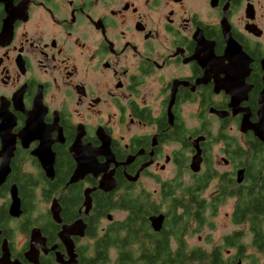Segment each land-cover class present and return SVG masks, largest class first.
I'll return each mask as SVG.
<instances>
[{
	"label": "flooded vegetation",
	"instance_id": "flooded-vegetation-1",
	"mask_svg": "<svg viewBox=\"0 0 264 264\" xmlns=\"http://www.w3.org/2000/svg\"><path fill=\"white\" fill-rule=\"evenodd\" d=\"M255 124L264 136V0H0V132L14 141L0 183V264H79L83 240L93 241L85 217L94 193L111 194V223L122 219L111 211L126 213L115 204L125 188L159 204L163 186L192 187L201 173L208 181L200 196L209 190L211 206L189 229L230 200V232L203 249L219 250L227 264H264V139ZM102 139L114 161L126 163L71 181L74 153L105 162ZM197 147L200 168L192 172ZM39 148L46 161L53 154L52 179L33 154ZM112 168L110 190L98 188ZM144 180L157 188H138ZM12 185L17 217L9 215ZM72 185L80 189L77 207L62 199ZM93 187L84 213V190ZM251 187L263 205L254 209L258 218L236 208ZM167 205L157 212L165 222ZM106 226L98 222L96 232ZM33 228L41 238L31 246Z\"/></svg>",
	"mask_w": 264,
	"mask_h": 264
},
{
	"label": "trees",
	"instance_id": "trees-1",
	"mask_svg": "<svg viewBox=\"0 0 264 264\" xmlns=\"http://www.w3.org/2000/svg\"><path fill=\"white\" fill-rule=\"evenodd\" d=\"M15 169L16 167L13 172ZM11 177H14V174H11ZM207 177L205 173L196 175L195 185L192 187L188 184L182 185V182H169L162 187L159 204L150 200L149 192H134L125 188L115 201L118 209L126 212L125 216L121 220L112 221L99 233L96 232L95 225L112 202L111 194L94 193V212L85 217L86 235L93 238V241L89 247H84L79 264H107L111 250L115 252L112 264H227L221 259L219 250L208 252L201 247L191 248L184 240V235L189 232L190 219L204 220L201 212L211 206V203L207 204L206 199L200 196L208 181ZM222 184L220 187L224 188ZM27 187L22 186V195L27 193ZM251 189L252 187L242 203L237 202L236 208L238 207L237 211L241 214L251 211L252 218H258L261 213L254 212V209L259 204L263 205L260 198H255V191ZM79 190V186L77 188L72 185L69 193L63 194L62 199L65 200L66 206H78L81 199ZM213 200L214 203L217 202V198ZM26 202H29V199H26ZM163 203H168L164 210L167 219L161 229L155 232L151 229L149 217L161 211L160 205ZM67 214L66 212L65 215Z\"/></svg>",
	"mask_w": 264,
	"mask_h": 264
},
{
	"label": "water",
	"instance_id": "water-1",
	"mask_svg": "<svg viewBox=\"0 0 264 264\" xmlns=\"http://www.w3.org/2000/svg\"><path fill=\"white\" fill-rule=\"evenodd\" d=\"M221 113V112H220ZM252 129L255 131V133L262 139H264V136L259 134L257 132L258 130V124H255ZM21 140L24 141V136L21 135ZM0 139H1V148H0V183L4 181V179L6 178L10 168H9V162H10V158L12 156V152L14 149V141L13 138H9L6 136H3L0 132ZM198 139H200V137L196 138L195 141H198ZM102 145L100 146V151L99 154L102 155L105 158V162L104 163H98L95 160V163L92 162L89 157L88 158H83L82 155L80 154H73V157L76 161V167L73 171L72 177H71V181H77L80 180L84 177L85 174L87 173H91L93 174L94 177L98 176L99 173H106L109 165L111 163H114V166H118L119 164H124L126 162L123 163H118L114 161L113 158V154L108 150L106 142H104V140L102 139ZM33 154L38 158V160L40 161L42 168L46 174V176L48 178H53L54 175V171L52 168L53 165V161H52V157L53 154H51V158L50 161H46L45 158H47L48 154L46 151H42L40 148L38 150H36L35 152H33ZM200 162H201V156H200V149L197 147L196 148V152L194 155H192L191 157V161L189 164L190 170L192 172H197L199 171L200 168ZM114 168L111 169V172L109 173V176L106 178L101 179L98 182V188L103 189V190H110V188L112 187V173H113ZM240 174L237 175V181L240 180ZM111 178V179H110ZM110 179V180H109ZM97 187H93L91 189H86L84 190V199H83V207H84V213H86L88 211V209L90 208V204H91V199H90V192L94 189H96ZM9 195H10V205H9V215L11 217H17L19 216V214L21 213L20 210V200L19 197L17 195L16 192V187L15 185H12L9 189ZM54 220H56L57 222H60L59 219L55 218V216L53 217ZM107 218H110V215L107 216ZM162 220H164V215L162 213H158L157 215H153V217H151L150 222H151V226L153 228V230L158 231L161 228L162 225ZM76 226H78V228L83 231L84 229V223L82 221V219H78L75 221L74 223ZM71 226H67V228H65L66 230L70 229ZM40 235H39V231L36 228H33L30 232V245L32 246L35 243V240H40ZM68 246V254L69 252H72L73 254V244L72 242H66ZM6 260H9V254L7 253L6 250V255L3 256L1 258L2 262H6ZM67 263H72L75 264L74 260H71V258L67 261ZM66 264V263H65ZM238 264V263H237Z\"/></svg>",
	"mask_w": 264,
	"mask_h": 264
},
{
	"label": "rangeland",
	"instance_id": "rangeland-1",
	"mask_svg": "<svg viewBox=\"0 0 264 264\" xmlns=\"http://www.w3.org/2000/svg\"><path fill=\"white\" fill-rule=\"evenodd\" d=\"M214 123V128L212 130H215L217 127V122ZM216 145H213L211 156L213 155L214 160L219 159L220 154L216 148ZM220 169V168H219ZM222 169H224L222 167ZM188 176V173L185 174L183 178H186ZM138 188H145L146 190L152 192L155 188H157V185L152 183L151 181L144 180L143 183L137 184ZM209 190H205L203 192L204 197L208 198L209 196ZM155 195V194H154ZM37 200H39V197H37ZM231 201H227L224 205L218 206L217 214L214 217H211L212 214L207 213L205 214V218L207 221V224L204 223L202 226L201 224H197L198 229L190 228L189 232L184 235V240L186 244L193 248L196 246H199L201 248L210 249V247L214 244L217 245L220 243V239L223 235L230 232V227L228 226V219L225 213H229L231 210ZM37 210H41V204L37 205ZM114 219H121L124 217V212H121L119 210L111 211ZM106 214V213H105ZM103 215L102 217H99V225L100 226H106L109 221L106 219L107 215ZM192 225V224H191ZM22 239V236L20 237ZM89 244V241L87 239L83 240V245L86 247ZM115 257V252L113 250L110 251V260L107 264H112Z\"/></svg>",
	"mask_w": 264,
	"mask_h": 264
},
{
	"label": "bare ground",
	"instance_id": "bare-ground-1",
	"mask_svg": "<svg viewBox=\"0 0 264 264\" xmlns=\"http://www.w3.org/2000/svg\"><path fill=\"white\" fill-rule=\"evenodd\" d=\"M157 214H158V213H155V214H153V215H157ZM153 215H151V216L149 217V221H150L151 217H153ZM163 215H164V214H163ZM163 221H164V220L161 221L162 224H163ZM150 223H151V222H150ZM161 227H162V225H161ZM152 229H153V228H152ZM160 229H161V228H160ZM160 229H159V230H160ZM159 230H158V231H159ZM153 231H155V230H153ZM71 260H74V261H75V259H71ZM75 263H76V261H75ZM69 264H72V263H69Z\"/></svg>",
	"mask_w": 264,
	"mask_h": 264
}]
</instances>
